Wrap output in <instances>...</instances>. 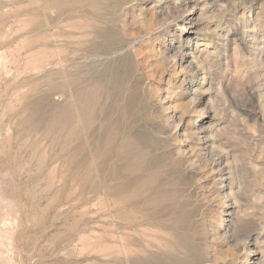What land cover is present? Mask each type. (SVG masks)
<instances>
[{
	"label": "rangeland",
	"instance_id": "obj_1",
	"mask_svg": "<svg viewBox=\"0 0 264 264\" xmlns=\"http://www.w3.org/2000/svg\"><path fill=\"white\" fill-rule=\"evenodd\" d=\"M0 264H264V0H0Z\"/></svg>",
	"mask_w": 264,
	"mask_h": 264
},
{
	"label": "bare ground",
	"instance_id": "obj_2",
	"mask_svg": "<svg viewBox=\"0 0 264 264\" xmlns=\"http://www.w3.org/2000/svg\"><path fill=\"white\" fill-rule=\"evenodd\" d=\"M201 50H202V49H201ZM201 50H200V51H201ZM201 53H202V52H201ZM202 56H203V55H202ZM194 59H196V58H194ZM194 59H193V61H194ZM197 59H198V57H197ZM198 61H201L200 58H199ZM196 62H197V60H196ZM201 62H202V61H201ZM199 64H201V63H199ZM195 65H196V64H195ZM202 65H203V64H202ZM202 65H200V66H202ZM198 66H199V65H198ZM200 66H199V67H200ZM196 68H197V67H196ZM196 68H195V69H196ZM200 68H201V67H200ZM200 68H199V69H200ZM202 69H203V67L201 68V70H202ZM181 70H182V69H181ZM196 70H197V69H196ZM197 71H198V70H197ZM199 71H200V70H199ZM195 72H196V71H195ZM201 72H202V71H201ZM202 73H203V72H202ZM203 76H204V75H203ZM203 76H202V77H203ZM202 79H204V77H203ZM205 79H206V78H205ZM203 81H204V80H203ZM201 85H202V84H201ZM197 90H199V88H198ZM197 90H196V91H197ZM208 92H209V91H208ZM197 93H198V92H197ZM198 94H199V93H198ZM202 94H203V93H202ZM202 94H200V96H201ZM205 94H207V93H205ZM92 100H93V99H92ZM80 115H81V114H80ZM213 116H214V115H213ZM74 117H75V116H74ZM92 117H93V116H92ZM213 118H214V117H213ZM72 119H73V118H72ZM85 119H86V118H85ZM211 137H212V136H211ZM211 137H210V138H211ZM213 137H214V136H213ZM213 137L211 138V140L213 139ZM125 139H126V138H125ZM213 141H214V140H213ZM204 147H205V146H204ZM122 189H123V188H122ZM241 216H242V215H241ZM241 216H240V217H241ZM242 217H243V216H242ZM243 218H244V217H243ZM243 218H242V219H243ZM238 219L240 220V218H238ZM247 221H248V220H247ZM241 222H242V221H241Z\"/></svg>",
	"mask_w": 264,
	"mask_h": 264
}]
</instances>
